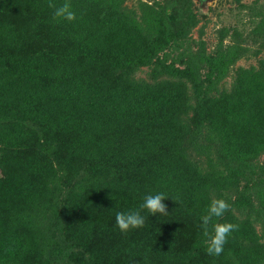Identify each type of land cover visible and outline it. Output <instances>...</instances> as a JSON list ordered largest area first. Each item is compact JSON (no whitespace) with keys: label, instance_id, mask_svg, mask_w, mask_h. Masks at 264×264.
I'll use <instances>...</instances> for the list:
<instances>
[{"label":"rangeland","instance_id":"rangeland-1","mask_svg":"<svg viewBox=\"0 0 264 264\" xmlns=\"http://www.w3.org/2000/svg\"><path fill=\"white\" fill-rule=\"evenodd\" d=\"M24 1L51 15L54 11L48 7L49 0ZM86 1L89 5L77 10L70 33L88 41L101 39L110 47L111 55L96 60L95 65L97 74H104L98 87L103 97L93 107L87 100L79 103L77 98L64 101L55 97L50 99L54 103L52 113L78 110L79 121L92 125L91 120L102 115V107L112 102L117 91L124 97L122 103L132 101L138 86L145 83L167 95L177 92L178 107L172 122L180 124L181 129L176 132V152L183 153L196 195L207 202L205 206L201 202L197 209L205 212L212 198H226L234 217L248 218L264 243V0ZM52 2L60 5L58 0ZM0 5L6 8L9 0H0ZM1 20L11 21L7 26L22 28L23 51L35 53L48 70L67 72L87 64L88 58L76 62L79 56L53 44L52 27L26 23L18 12L3 13ZM81 83L86 88L82 92L86 98L95 95L94 79L83 74ZM202 94L210 114L196 132L195 115ZM5 98L0 95V100ZM13 100L7 98L6 102ZM32 124L29 116L0 107V129L27 130ZM98 133L107 147L105 151L114 145L112 149L128 153L130 147L133 154L142 153L139 141L115 139L109 123L98 124ZM145 140L149 147L157 145L153 137ZM19 155L0 148V189L10 193L14 188L2 166L8 162L17 173ZM99 177L102 184H94ZM98 178L70 180L76 182L75 190L96 187L91 195L88 192L82 206H75V194L67 196L68 208L64 205L54 190L58 181H49L46 188L38 187L25 203L32 213L30 225L38 244H47L54 236L56 220L67 225L69 234L86 231L84 219H95L110 200L119 198L124 191L121 185L154 186L148 173L132 181L126 177L123 184L109 175L98 174ZM166 188L170 190L167 185ZM106 233L102 234L104 239Z\"/></svg>","mask_w":264,"mask_h":264},{"label":"trees","instance_id":"trees-1","mask_svg":"<svg viewBox=\"0 0 264 264\" xmlns=\"http://www.w3.org/2000/svg\"><path fill=\"white\" fill-rule=\"evenodd\" d=\"M72 5L77 12L82 6L88 7L89 2L72 0ZM16 12L26 23L52 27L53 44L79 56L76 62L88 58L87 64L67 72L48 70L35 53L23 51L22 28L7 26L11 21L1 20L3 13ZM72 26L69 21H54L49 12L30 1L9 0L6 8L0 5V95L6 96L0 100V107L29 116L34 123L27 130L0 129V148L5 153H20L17 173L14 174L8 162L2 166L14 192L0 189V264H264V243L255 227L246 217H234L231 209L219 222L236 223L239 229L229 236L223 252L219 256L208 255L201 243L200 217L205 212L197 206L201 202L205 206L207 202L205 197L196 195L193 175L186 173L183 153L176 152V132L181 129L180 124L172 122L178 107L177 92L167 95L145 83L138 86L133 102L122 103L124 97L117 91L112 102L102 107V115L91 120L92 125L79 121L78 110L52 113L51 100L55 97L64 101L77 98L79 103L87 100L90 107L103 97L98 87L104 74H97L95 65L96 60L108 58L111 49L101 39L74 38L70 33ZM144 56L147 53L142 56L145 61ZM83 74L97 82L92 97L86 98L82 93L86 89L81 83ZM7 98L14 100L7 103ZM200 98L195 115L196 132L210 114L205 95ZM102 122L111 125L115 139L139 141L142 153L133 154L130 147L128 153L112 149L114 145L105 151L101 134H96ZM151 137L157 143L154 147L147 146L145 140ZM146 173L151 175L154 186L121 185L124 191L119 198L110 200L95 219H84L88 224L86 231L69 234L67 225L56 220L55 231L51 232L54 236L47 244L36 242L30 225L32 213L25 203H29L39 186L46 188L49 181H58L54 190L64 205L67 207V196L75 194V206H82L88 192L91 195L96 188L75 190L76 182L85 177L109 175L123 184L126 177L132 181L137 176L146 177ZM96 180L94 184H102L100 177ZM149 192H164L169 196L164 200L169 215L145 211L142 214L147 216V221L143 228L121 232L115 221L118 209H138Z\"/></svg>","mask_w":264,"mask_h":264},{"label":"clouds","instance_id":"clouds-1","mask_svg":"<svg viewBox=\"0 0 264 264\" xmlns=\"http://www.w3.org/2000/svg\"><path fill=\"white\" fill-rule=\"evenodd\" d=\"M48 7L54 10L52 13L54 21L65 20L72 22L77 19L71 0H64L60 5L49 0ZM166 197L169 196L164 192H149L144 196L143 202L138 209L117 211L115 215L117 227L124 233L132 229L143 228L147 221V216L142 214L145 211L153 215L157 213L163 216L169 215L167 205L164 203ZM230 209L231 205L226 198H212L205 214L200 217V228L203 236L201 243L204 245L208 255L219 256L223 252L229 236L239 229V225L236 223L219 222L220 218Z\"/></svg>","mask_w":264,"mask_h":264}]
</instances>
